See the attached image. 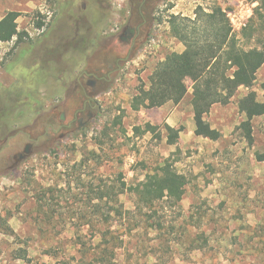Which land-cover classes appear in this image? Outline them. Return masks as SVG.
Returning <instances> with one entry per match:
<instances>
[{
    "label": "rangeland",
    "instance_id": "obj_1",
    "mask_svg": "<svg viewBox=\"0 0 264 264\" xmlns=\"http://www.w3.org/2000/svg\"><path fill=\"white\" fill-rule=\"evenodd\" d=\"M124 3L0 0V19L17 13L21 34L0 43V144L9 137L0 151V264H264V162L255 157L264 152V115L252 120L247 143L237 129L247 90L204 117L221 134L216 141L189 130V78L177 105L130 107L156 64L183 51L168 19L212 5L232 11L235 0H162L148 41L99 93L93 119L82 129L74 121L69 134L46 133L61 111L72 120L76 101L62 105L81 70L117 57ZM256 7L243 28L254 21L251 37L233 33L246 51L264 50V11L259 19ZM251 90L264 102V66ZM165 125L181 130L173 145ZM28 136L31 155L7 172ZM165 162L185 177V192L176 207L151 214L135 189Z\"/></svg>",
    "mask_w": 264,
    "mask_h": 264
},
{
    "label": "trees",
    "instance_id": "obj_2",
    "mask_svg": "<svg viewBox=\"0 0 264 264\" xmlns=\"http://www.w3.org/2000/svg\"><path fill=\"white\" fill-rule=\"evenodd\" d=\"M256 3V17L264 11V0H247ZM18 14L8 12L0 19V43L11 42L18 33ZM252 20L243 30L242 37L250 38L253 33ZM171 36L182 46L181 53L173 52L156 64L149 78L147 89L140 87L132 98L133 111L159 108L166 103L179 104L187 94L184 80H191V100L194 135L216 141L219 131L211 128L204 117L216 104L227 105L239 88L247 93L237 101L239 113L245 120L237 127L243 139L252 142V120L264 115V102L257 100L251 90L258 70L264 66V50L241 49L238 46L229 21L218 5L209 10L197 7L193 18L173 15L168 19ZM147 130L151 126L147 125ZM169 133V144H175L181 130L165 125ZM264 162V152L255 155ZM186 179L178 174L171 164L165 162L157 172L148 174L135 189L138 202L151 214L157 213V206L176 207L185 192ZM148 218L150 215L147 216Z\"/></svg>",
    "mask_w": 264,
    "mask_h": 264
},
{
    "label": "flooded vegetation",
    "instance_id": "obj_3",
    "mask_svg": "<svg viewBox=\"0 0 264 264\" xmlns=\"http://www.w3.org/2000/svg\"><path fill=\"white\" fill-rule=\"evenodd\" d=\"M161 2L162 0H125L117 16L118 24H120L117 28V42L121 47L116 52L117 57L110 62L102 61L93 67L81 70L75 77L69 95L62 105L64 107L72 100L76 101L77 107L72 112V120L67 123L66 115L64 111H61L58 124H49L46 133L50 130L49 134L52 137L58 130L56 128L64 127L65 132L69 134L74 121L82 129L88 121L93 119L92 110L97 106L96 99L99 93L111 83L112 77L148 41L153 29V12ZM123 10L125 14H122ZM58 109L59 107H54L53 111ZM84 118L85 121L82 122ZM8 142L9 137L0 144V151L8 145ZM31 151L32 139L28 136L27 143L11 157L6 171H13L26 161Z\"/></svg>",
    "mask_w": 264,
    "mask_h": 264
},
{
    "label": "built area",
    "instance_id": "obj_4",
    "mask_svg": "<svg viewBox=\"0 0 264 264\" xmlns=\"http://www.w3.org/2000/svg\"><path fill=\"white\" fill-rule=\"evenodd\" d=\"M236 6L233 3L228 4V7L233 8L232 11H226L223 9L225 13L231 30L232 34L236 32H241L243 28L246 26L248 19L252 15V9L256 3H251L247 0H235Z\"/></svg>",
    "mask_w": 264,
    "mask_h": 264
},
{
    "label": "crops",
    "instance_id": "obj_5",
    "mask_svg": "<svg viewBox=\"0 0 264 264\" xmlns=\"http://www.w3.org/2000/svg\"><path fill=\"white\" fill-rule=\"evenodd\" d=\"M194 125H190V128H189V130H190V132H192V133H194Z\"/></svg>",
    "mask_w": 264,
    "mask_h": 264
}]
</instances>
